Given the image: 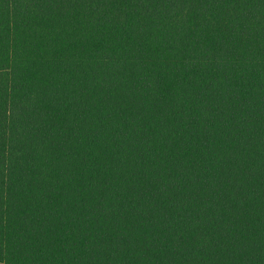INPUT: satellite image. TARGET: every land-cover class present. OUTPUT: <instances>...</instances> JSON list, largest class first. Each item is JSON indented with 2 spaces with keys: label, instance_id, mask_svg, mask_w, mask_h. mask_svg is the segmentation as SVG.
<instances>
[{
  "label": "trees",
  "instance_id": "16d2710c",
  "mask_svg": "<svg viewBox=\"0 0 264 264\" xmlns=\"http://www.w3.org/2000/svg\"><path fill=\"white\" fill-rule=\"evenodd\" d=\"M0 264H264V0H0Z\"/></svg>",
  "mask_w": 264,
  "mask_h": 264
}]
</instances>
